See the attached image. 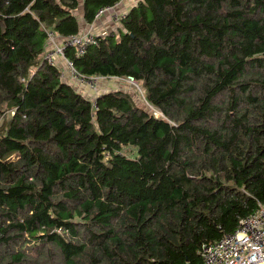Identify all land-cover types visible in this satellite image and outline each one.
Listing matches in <instances>:
<instances>
[{
    "label": "trees",
    "instance_id": "16d2710c",
    "mask_svg": "<svg viewBox=\"0 0 264 264\" xmlns=\"http://www.w3.org/2000/svg\"><path fill=\"white\" fill-rule=\"evenodd\" d=\"M119 1L0 0V264H200L264 203V0H138L64 49L162 118L43 60Z\"/></svg>",
    "mask_w": 264,
    "mask_h": 264
},
{
    "label": "built area",
    "instance_id": "2783aa9c",
    "mask_svg": "<svg viewBox=\"0 0 264 264\" xmlns=\"http://www.w3.org/2000/svg\"><path fill=\"white\" fill-rule=\"evenodd\" d=\"M124 1L120 0L114 6L99 9L95 21L108 14L111 21L120 26L129 10L121 11L118 9ZM108 35L106 32L95 34L88 31L85 34L73 35L65 39L60 38V45H57L56 40L59 37L50 32L48 33L49 49L44 53L43 60L49 66L55 67V57H63L72 81L78 86L88 89L95 96L93 98H96L100 94L98 89L99 79L79 74L72 63L65 58L63 52L65 48L70 47L75 49L76 56H81L89 46H97L99 38ZM127 81L138 86L132 79ZM154 114L155 118L157 114L162 117L160 112ZM198 255L200 264H264V203H258L253 214L239 220L238 226L232 234L224 235L214 243L203 244Z\"/></svg>",
    "mask_w": 264,
    "mask_h": 264
},
{
    "label": "crops",
    "instance_id": "0c3cea01",
    "mask_svg": "<svg viewBox=\"0 0 264 264\" xmlns=\"http://www.w3.org/2000/svg\"><path fill=\"white\" fill-rule=\"evenodd\" d=\"M137 1L136 0H125L124 2H122L120 4L118 9L121 11L122 10H128L130 7L135 5ZM79 17H80V23H81V31L79 34H85L88 31H91L95 34H100L101 32H106L107 34H110L112 32H115L116 29H118L120 27L111 21V18L108 14L102 16L97 21H94V23L91 25H87L83 22L81 11L79 12ZM60 41H61V39L57 38L56 44L60 45ZM48 49L49 48L47 47V50ZM54 62H55V67H57L61 71V73L63 74L64 80H66L70 83H74L72 81L70 75H69V72L67 71L64 58L61 56H56ZM75 85H77V84H75ZM78 87H80V86H78ZM83 88L84 87H80V89H83ZM99 92H100V89H99Z\"/></svg>",
    "mask_w": 264,
    "mask_h": 264
},
{
    "label": "rangeland",
    "instance_id": "374dc122",
    "mask_svg": "<svg viewBox=\"0 0 264 264\" xmlns=\"http://www.w3.org/2000/svg\"><path fill=\"white\" fill-rule=\"evenodd\" d=\"M98 85H99L98 89L100 88V90L102 92L103 91L104 92L105 91H113V90H122L125 92L128 91L132 95L133 100H134L135 104H137V106H139L141 108H145L150 114H152L154 116H155L154 113H158L155 109L150 107L145 102L144 93L140 89V87L132 84L131 82H128L127 80L126 81H120L118 79H101V80L99 79ZM83 89L85 90V88H83ZM85 92H87V94H89L92 99H96V98H93L95 96L92 95V93L88 89H86ZM156 118H162V117L159 114H157Z\"/></svg>",
    "mask_w": 264,
    "mask_h": 264
}]
</instances>
